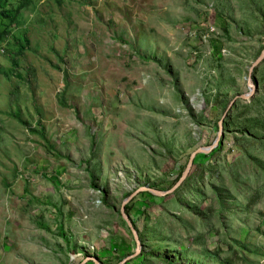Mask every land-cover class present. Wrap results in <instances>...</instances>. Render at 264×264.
Segmentation results:
<instances>
[{
	"label": "rangeland",
	"instance_id": "obj_1",
	"mask_svg": "<svg viewBox=\"0 0 264 264\" xmlns=\"http://www.w3.org/2000/svg\"><path fill=\"white\" fill-rule=\"evenodd\" d=\"M23 36L30 45L17 60ZM263 49L264 0H32L0 44V264L133 251L123 199L170 190L189 161L181 157L213 146ZM252 78L260 101H236L218 155L201 161L210 171L191 176L194 167L190 183L146 200L149 209L148 196H132L130 216L147 213L141 231L153 252L198 264V253L219 249L243 264L231 245L243 227L264 251V172L252 164L264 162V141L235 146L246 121L264 119V62ZM218 190L234 196L233 212L219 214Z\"/></svg>",
	"mask_w": 264,
	"mask_h": 264
},
{
	"label": "trees",
	"instance_id": "obj_2",
	"mask_svg": "<svg viewBox=\"0 0 264 264\" xmlns=\"http://www.w3.org/2000/svg\"><path fill=\"white\" fill-rule=\"evenodd\" d=\"M31 4H32V0H0V24L4 26V28L2 30H0V44H2L9 37L12 28L19 22V19H20L22 12L25 9H27L28 7H30ZM226 26L227 25L222 27L225 32L227 31ZM29 45H30V40L27 38V36H23V41H22V43L19 44V47H18L19 49H18L17 55H16L17 60L23 58L24 53L27 50V48L29 47ZM17 60L15 59V61L13 63V65L15 67L18 66ZM254 72H255V70H254ZM7 75H9V74H7ZM18 78H20V76ZM252 81L254 83L255 78L254 79L252 78ZM258 101H260V100L259 99H254V100L251 99L250 102L253 104H256ZM14 117H16L17 119H20V114L16 113V115ZM22 123H24V122H22ZM224 129H227L226 119L224 122ZM38 133L42 138H44V133L42 131V128L39 130ZM243 137H246V138H243ZM248 139H249V142H250L252 148L255 147L254 144H252L254 141H258V142L264 141V119H258L255 121V123H253V121H250V120L246 121V132L244 134H242L241 137L236 138L235 146L239 150H242V152H244L246 149V147H244V143L246 141H248ZM219 150H220L219 148L214 150V152H212L209 157L201 155L199 158H197L193 167H192V169L194 167H196V169L194 170V172L191 176H193V175L196 176V174L199 172L198 168H197L198 166L200 168L205 166V164L201 163V161L210 160V162H211V158L214 157L215 155L217 156L218 155L217 151L219 152ZM246 154H248V153H246ZM191 155L192 154L189 153L187 156L183 155L181 158H186L187 160L188 159L190 160ZM252 160H253L252 164H254L256 167H258L260 170H262L264 172V162L262 160H259L257 157H253ZM188 163H189V161H188ZM188 163H187V165H188ZM187 165L183 169L180 176L176 179L174 184L171 185V189L179 183V181L181 180L182 176L185 173ZM204 168H207V167H204ZM192 169H191V171H192ZM207 169H209V171H210V167H208ZM190 177L187 178L185 181V182H187V184L191 182V180H189ZM92 179L94 180L93 176H92ZM182 185L174 193L178 194L183 189V188H181ZM93 186L95 187L96 185H93ZM149 189H153V190L156 189V190L164 191L162 188L161 189L160 188H149ZM170 190H168V191H170ZM174 193H172V194H174ZM140 194L141 195L145 194V196H148L147 199L144 200L145 203L143 202L145 209H149L148 207L150 206L146 200H157L158 199L157 197H159V196H157V195H155L149 191H142ZM196 195L200 198H202V196H203L200 193H198ZM216 195H217V202L219 204V211H220L219 214H224L225 212H228V211L230 213L233 212L232 209H233V204L235 202L234 196L231 195V198L224 197L222 190L216 191ZM136 198L137 197L133 198L132 200H130L125 205V212L127 213L129 219L132 222L134 229L137 232V235H138V238L140 241V245H141V250H140V253L135 258L129 260L125 264H157V262H160L161 264H184L183 259L175 260V259L169 258L168 255H166V254L155 253V252H153L154 247L144 245V244H146V239H145V236L143 234V231H141V230H143V223L147 219V213L142 212L140 215L135 214L136 216H138L137 218H136V216L135 217L130 216V212L134 209L133 203H134V200H136ZM32 199H34V197H32ZM230 199H232V201ZM154 202H156V201H154ZM184 205L188 208L187 209L188 211H190L193 214H196L198 217H201L199 215L200 211H201V208H200L201 204H196V201H190ZM118 214H120V211ZM120 221L127 228V234L129 236L130 240L132 241V243L134 244V250L132 251L130 246H126L124 244L122 246H119V245L111 246L110 250L113 252H116L115 254L113 253L114 261H102L100 259L101 264H111V262H113V264H118L127 256L132 255L135 251V242L133 240L131 231L127 227L125 221L122 219L121 214H120ZM39 225L48 228V226H46V224H44V223H39ZM250 230H251V228H249V227H243L241 229V231L238 232V238L235 239L234 243L231 245H236V250H242V252L244 253L245 256L241 257V261L243 264H260V261L264 262V251L259 249L258 246L247 242L246 239L249 240ZM56 235L58 237H60L61 239H63V241H66L68 245L70 244V240L67 237L66 231H65V229H63L62 224H59L56 226ZM221 253L222 252L219 249L212 251V252L198 253L197 256L200 257L201 259H203V261L198 262V264H201V263H203V264H233L229 258L222 259L220 257ZM108 254L112 256L111 253H106L104 256H106ZM248 254H250L251 256L252 255L258 256V259L256 261L250 260L248 257ZM202 256H204L205 258H202ZM87 257H89V256H83L82 258L78 259L76 264H82L83 261ZM87 264H94V263L92 261H90Z\"/></svg>",
	"mask_w": 264,
	"mask_h": 264
},
{
	"label": "water",
	"instance_id": "obj_3",
	"mask_svg": "<svg viewBox=\"0 0 264 264\" xmlns=\"http://www.w3.org/2000/svg\"><path fill=\"white\" fill-rule=\"evenodd\" d=\"M264 62V49L261 51L259 58L255 61V63L251 66L250 68V78L248 79V87H249V93L242 95V96H238L235 97L227 106L226 108V112L223 115L221 121L219 122V134H218V138L217 140L213 143L212 147L209 148H200L198 150H196L194 153H192V155L190 156V160L189 163L187 165V168L185 170L184 175L182 176L181 180L179 181V183L174 186L170 191H160V190H153V189H149V188H140L139 190H137L136 192H132L131 194H129L127 197H125L121 203V207H120V214L122 219L125 221L127 227L129 228V230L131 231L133 240L135 242V251L132 255L127 256L126 258H124L121 262H119L118 264H125L126 262H128L129 260L135 258L141 250V245H140V241L137 235L136 230L134 229L131 220L129 219L127 213L125 212V205L131 200L133 195H136L139 192L142 191H149L157 196H167L169 194L174 193L188 178L191 169L196 161V159L201 156H208L210 155L214 150L217 149L218 147V140L219 137L223 134V129H224V122L225 119L229 113V111L232 109V107L235 105L237 100H250L253 98L254 96V91L256 89V86H254V83L252 81V73L254 72V70L259 67L262 63ZM92 261L94 264H101L99 260H97V258L95 257H87L82 264H87L88 262Z\"/></svg>",
	"mask_w": 264,
	"mask_h": 264
},
{
	"label": "built area",
	"instance_id": "obj_4",
	"mask_svg": "<svg viewBox=\"0 0 264 264\" xmlns=\"http://www.w3.org/2000/svg\"><path fill=\"white\" fill-rule=\"evenodd\" d=\"M4 53V50H0V54Z\"/></svg>",
	"mask_w": 264,
	"mask_h": 264
},
{
	"label": "clouds",
	"instance_id": "obj_5",
	"mask_svg": "<svg viewBox=\"0 0 264 264\" xmlns=\"http://www.w3.org/2000/svg\"><path fill=\"white\" fill-rule=\"evenodd\" d=\"M2 54H4V53H2ZM1 55V54H0Z\"/></svg>",
	"mask_w": 264,
	"mask_h": 264
}]
</instances>
